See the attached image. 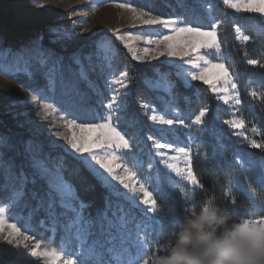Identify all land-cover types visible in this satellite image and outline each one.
<instances>
[{
    "label": "rangeland",
    "instance_id": "374dc122",
    "mask_svg": "<svg viewBox=\"0 0 264 264\" xmlns=\"http://www.w3.org/2000/svg\"><path fill=\"white\" fill-rule=\"evenodd\" d=\"M217 2L237 14H257L264 22V15L229 8L223 0H0V169L3 172L0 207L7 206V224H15L32 238L24 241L23 236L19 237L29 249L42 241L48 250L64 248L65 255L76 256L80 264H117L118 254L127 264L139 240L144 249L136 264H143L144 260L151 264V257L157 254L147 252L144 236L158 213L148 212L149 206L139 200L133 203L119 180L113 179L89 155L70 148L64 137L73 133L80 137L84 133L79 128L69 129L67 120L99 124L111 117L112 126L130 145L117 153L120 158L117 163L135 172L134 179L145 185L153 199L152 187L166 185L182 189L188 185L165 169L157 154L158 151L169 156L174 153L167 147L156 149L154 145L187 148L192 158L203 144L204 132L210 130L206 126L212 112L208 103L199 105L196 113L187 106L177 105L175 80L185 88L194 82L207 85L214 95V109L229 116L228 119L215 116L217 123L237 139L238 150L255 148L249 143L253 138L244 131L245 126L234 129L225 123L242 119L237 115L240 103H235L237 97L240 101L238 83L218 59L221 47L219 52L203 48L192 52L183 45L188 51L183 58L167 54L151 58L154 55L151 49L157 48V44L149 41L174 34L173 28L191 26L212 31L215 25L218 33ZM121 4L153 17L175 19L177 23L167 28L144 25L134 18L129 7H120ZM238 35L240 32L236 38ZM45 36L48 45L44 44ZM190 39L188 34L176 37L178 44ZM126 43L130 46L126 47ZM118 46L125 48L137 62L156 65V75L144 79L142 93L131 89ZM159 47L164 50L163 44ZM146 48L150 50L148 56L141 60L133 57V51L143 55ZM176 50L180 51V47ZM196 62L198 66H194ZM221 63L231 74L227 92L223 91V80L206 84L188 75L193 71L199 75L205 68ZM232 83L235 89L231 88ZM214 87L217 91H213ZM225 95L231 97L227 103L220 99ZM45 104L52 107L44 109ZM201 109L207 112L203 122L196 124L193 121ZM154 113L184 123L161 125L149 119ZM114 151L106 147L94 149L101 158ZM64 155L83 163L106 189L104 210L89 214L86 205L74 200L75 192L62 173ZM114 174L131 185L132 180L123 167L115 168ZM186 196L192 200V191ZM9 232L7 227L0 231V249L4 264H17L15 253L9 255L11 246L5 241V237L13 239L14 234ZM53 262L64 264V259L44 256L32 264Z\"/></svg>",
    "mask_w": 264,
    "mask_h": 264
},
{
    "label": "trees",
    "instance_id": "16d2710c",
    "mask_svg": "<svg viewBox=\"0 0 264 264\" xmlns=\"http://www.w3.org/2000/svg\"><path fill=\"white\" fill-rule=\"evenodd\" d=\"M216 6L220 18L217 40L222 50L218 59L224 62L238 83L240 107L237 115L244 122V131L252 135L253 140L264 143V22L257 14H237L222 2H217ZM237 28L241 36L250 39H237ZM44 44H49L47 36ZM117 49L126 66L131 89L137 94L142 93L143 81L155 77L156 65L137 62L122 46ZM250 60L257 63L250 64ZM175 81L178 89L176 104L187 106L196 113L199 105L208 103L212 111L208 120L212 124L206 122L210 130L204 132L203 144L191 158V167L202 187L194 190L189 185L182 189H171L166 185L152 187L158 214L144 236L149 254L158 253L160 245L170 238L171 231L183 220L191 201L187 192L192 191V200L213 196L233 219L264 215V149L238 150L237 139L215 120V116L221 119L229 116L214 109L215 99L209 87L194 82L185 88L180 81ZM62 160V173L75 192L74 200L86 205L89 214L104 210L108 193L99 180L72 156L64 155ZM1 172L0 169V196L3 194Z\"/></svg>",
    "mask_w": 264,
    "mask_h": 264
},
{
    "label": "snow or ice",
    "instance_id": "6c2138e0",
    "mask_svg": "<svg viewBox=\"0 0 264 264\" xmlns=\"http://www.w3.org/2000/svg\"><path fill=\"white\" fill-rule=\"evenodd\" d=\"M224 4L236 10H246L249 12L260 13L264 15V0H223ZM120 7H129L135 19L141 21L144 25H163L165 28L175 25L177 20L175 19H164L159 16H151L148 12L137 11L135 8H131L130 5H119ZM148 17L145 19V17ZM237 32L239 33V29L237 28ZM172 35H164L159 38L157 41H149V43L155 42L157 44V48L151 49V52L154 55L151 58H156L162 55L167 54L168 56H180L183 58L184 56L188 55V51L185 49L183 45H187V48H190L192 52H198L199 49H215L217 52L220 50V44L217 40V33H216V26H212V31H203L201 27H178L173 28ZM183 34H188L191 39L188 41L177 42L176 37L181 36ZM120 40H124L123 36L118 37ZM243 39L244 41H248L250 37L248 36H241L238 35L237 39ZM164 45V50H160V45ZM126 47L130 46L128 43L125 45ZM180 47V51H177V47ZM150 50L145 49L143 55L136 53L135 51L132 52V55L135 59L141 60L144 56L149 55ZM207 63V61H205ZM250 64H256L257 61L250 60ZM194 66H198V62L194 63ZM121 75H125L121 73ZM188 75L191 76L193 80H203L206 84L213 83V80H223L225 83V88L223 89L224 92L228 91L227 85L231 83V74L229 70L225 67L224 64H215L212 65L211 68H205L202 73L199 75L193 71L190 72ZM211 75V79L209 78ZM231 88L235 89L236 85L234 83L231 84ZM213 91H217L214 87ZM35 100L36 97H33ZM225 103L231 99L229 96H221ZM235 103L239 104V98L235 99ZM44 109L51 108L52 105L45 104ZM207 109H201L199 115H197L194 119V123L199 124L203 122V118L205 117ZM152 121L161 124V125H168L171 126L174 123L176 124H183L182 120H172L166 119L164 115L153 114L149 117ZM226 124H229L234 129H242L244 127V122L241 121H225ZM66 126L69 129L72 128H79L83 135L77 137L75 133L72 134L71 137H64L67 144L70 146L72 150L76 153L80 154H87L91 157L92 161H95L96 164L100 166V168L104 169L109 175L113 177V179L119 180L120 184L123 185L125 189L128 190L130 196L128 197L133 203H136L139 200V203L143 205H148L147 211L150 213L155 214L157 212V205L155 200L152 198V193H150L145 185L142 182H138L135 180V172L131 171L127 168L126 165H121L117 163L120 159L117 153L121 150H127L130 145L127 139L115 128L112 126L111 117L107 119L104 123L99 124H78L76 120H67ZM58 136L61 133H56ZM95 134V137H94ZM250 145L255 148L264 149V143H259L256 140L249 141ZM107 148V149H115L114 152L109 153L104 158L98 156L94 149L100 148ZM156 149H162L167 147L171 150L174 155H167L165 152L158 151V155L161 157V163L164 165L165 169L169 170V172H174L177 176L181 177L188 185H191L193 190L196 188L202 187L200 182L198 181L196 175L193 172L191 167V152L189 149L184 147H177L174 148L172 144H160L156 143L154 145ZM123 167V170L128 173V179L132 180L131 185L125 182L123 177L116 176L115 168ZM138 185V186H137ZM227 194V193H226ZM232 203H235L233 199ZM7 206L0 207V231H3L5 227H7L10 232V235H13V239L16 240V243L13 244V239H8L5 237V241L8 245L11 246L9 249V255L11 256L15 253L17 257V264H32L33 260H39V258L44 256H56L59 258L64 259V264H80L79 259L72 255L67 254L65 255L64 248L57 250L56 248H51L48 250V245L44 244L42 241H37L36 246L29 249L27 244H23L19 237L23 236L24 241L32 239L30 236L21 232V230L15 224H7ZM255 223H260L264 221V215H258L255 217ZM40 247H43L44 251H39ZM144 245L137 240L135 245V253L132 255L127 264H136V261L140 258V254L143 252ZM117 264H126V262L122 259V255H117ZM0 264H4V256L3 250L0 249ZM55 264V262H53ZM143 264H149L148 260H144Z\"/></svg>",
    "mask_w": 264,
    "mask_h": 264
},
{
    "label": "clouds",
    "instance_id": "9594fccd",
    "mask_svg": "<svg viewBox=\"0 0 264 264\" xmlns=\"http://www.w3.org/2000/svg\"><path fill=\"white\" fill-rule=\"evenodd\" d=\"M233 219L211 195L191 200L151 264H264V221Z\"/></svg>",
    "mask_w": 264,
    "mask_h": 264
}]
</instances>
